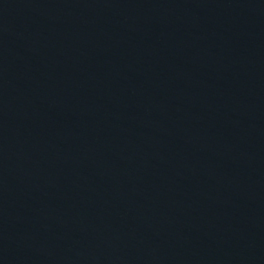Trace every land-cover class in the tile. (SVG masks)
Wrapping results in <instances>:
<instances>
[{"label":"water","instance_id":"obj_1","mask_svg":"<svg viewBox=\"0 0 264 264\" xmlns=\"http://www.w3.org/2000/svg\"><path fill=\"white\" fill-rule=\"evenodd\" d=\"M0 264H264V0H0Z\"/></svg>","mask_w":264,"mask_h":264}]
</instances>
